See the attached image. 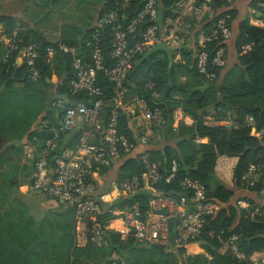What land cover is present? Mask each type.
<instances>
[{"label": "trees", "instance_id": "16d2710c", "mask_svg": "<svg viewBox=\"0 0 264 264\" xmlns=\"http://www.w3.org/2000/svg\"><path fill=\"white\" fill-rule=\"evenodd\" d=\"M113 1L106 0L100 16L108 10ZM175 1L156 0L160 21L175 16L173 13ZM145 2L146 0H131L121 21L134 17ZM205 2L207 0H197V4ZM208 3L214 12L212 19L207 18L201 23H196L193 19L185 20L189 23V30L183 33V44L180 49L182 62L174 59L169 78L168 58L165 53L157 52L146 59H143V55L136 57L125 84L127 89L125 103H128L132 96L142 99L149 109H160L164 117V124L156 130L157 144L146 152L150 161L156 162L160 168L161 179L153 185L155 191L177 202L183 193L187 198H191L192 193L181 187V181L190 178L203 186L207 199L219 205L215 215L205 218L200 236L187 245L169 250L162 245L139 244L131 237L122 239L118 233L107 232L109 241L107 248H97L93 245L77 248L74 246L71 234L72 224L63 222L64 219L56 221L52 215L46 216L39 222L34 221L32 217L24 216L23 219V211L12 208L13 204L21 203L20 200L1 192V187L6 185V181L0 178V264H103L106 261L107 264L112 262L116 264L121 262L123 264H259L261 262L256 260L254 255L264 254V221L252 216L251 210L264 211V204H257L247 196L233 201V190L215 178V165L221 156L237 158L233 169L234 187L249 193H260L262 189L260 182L264 179V141L250 135L251 128L247 125V117L253 119L257 130L264 129V27L250 25L247 17L238 22L237 30L234 32L233 21L237 18V11L232 7V3L227 0H214ZM260 3H264V0H252L250 6L261 14L264 22V8L258 7ZM225 16H229L227 22L234 32L233 42L237 61L227 70V67L219 71L213 70L216 73L213 84L218 85L217 90L197 91V88L207 82L195 69L193 49L198 46L200 35L209 34L216 20ZM15 23L10 17L0 16V24L8 30H11ZM18 24L24 27L22 23ZM148 24L150 23L146 21L139 27L136 39ZM94 33L95 29L92 27L78 36L51 43L41 34L25 28L20 34L21 46L33 43L43 51L46 47L65 43L81 47L88 55L85 44ZM99 33L107 67H111L114 63L110 56L111 32L109 28H105ZM188 42H193L192 49L187 47ZM245 45H248L250 50H243L242 47ZM206 47L212 54L218 47L217 42L208 43ZM3 55L4 51L0 46V58ZM58 60L63 66L65 75L52 87L54 90L50 97L48 91L44 92L43 89V86H52L48 82L51 77L50 70L41 62H39L41 76L36 83L29 81L24 67H17L14 57L0 62V81L9 79L15 73L18 75L17 80L20 78L23 94L36 96L37 93H42L43 96L44 93L46 105L54 96H66L70 101H83L89 104L92 97L84 94L77 96L69 94V83L73 79L69 58L58 56ZM98 86L103 91L102 99L110 100L113 96L112 85L101 72L98 73ZM45 107L46 115L41 117V121L36 123V128L28 135L29 144H42L51 137L54 130L58 129L61 112L53 109L48 111L47 106ZM177 108H180L184 115L192 118L193 125H181L176 132L171 124L173 112ZM102 115L104 122L107 123L110 118L108 107H103ZM207 117L209 120H206ZM230 118L235 121L236 127L229 130L225 125ZM130 124L131 117L124 110H119L117 129L119 133L131 139L134 137V132ZM78 135L79 132L74 135L71 144ZM196 138H207L208 142L199 144L195 142ZM172 160L176 161L179 169L174 178L166 181ZM250 164L258 168L259 183L252 188H245L241 178ZM118 168L116 183L132 177L140 178L145 171L144 164L137 158L126 159ZM108 171L109 169H102L101 174ZM28 176L29 174L27 178ZM28 183L30 186L31 182ZM153 197L152 193L142 191L133 197L118 199L101 213L100 221L103 225H108L118 218L113 211L135 204L144 214L148 210L149 200ZM44 199L51 200L47 197ZM241 200L249 202L251 209H238L236 204ZM70 214H73V210ZM217 235H220L222 241L231 235H236L238 249L244 254L245 259L238 260L232 255L216 238ZM113 256L119 260H114Z\"/></svg>", "mask_w": 264, "mask_h": 264}, {"label": "built area", "instance_id": "2783aa9c", "mask_svg": "<svg viewBox=\"0 0 264 264\" xmlns=\"http://www.w3.org/2000/svg\"><path fill=\"white\" fill-rule=\"evenodd\" d=\"M210 1L214 0L200 4H197V0H176L173 4L175 16L158 22L160 16L156 0H146L142 9L127 21L121 19L125 16L124 12L129 8L131 0H114L93 26L95 33L85 44L88 55L81 47L65 43L46 47L43 51L33 43L21 46L20 34L25 28L16 24L8 30L0 24V46L4 51L0 62L14 57L15 64L19 62L25 68L29 81L37 82L41 76L39 62L52 70L58 56H67L73 74L68 87L69 94L92 97L88 104L83 101H70L66 96H55L51 108L61 112L58 129L42 144H29L24 151V162L30 170L29 190L51 199L58 206L73 210L75 247L93 245L97 248H107V232H114L122 239L131 237L135 243L157 244L170 250L187 245L199 237L205 218L215 215L219 210L218 204L207 199L203 186L190 178H184L181 187L192 193L191 198H187L183 193L177 202L155 191L153 185L161 179L160 168L156 162L150 161L146 152L157 144L156 130L165 122L163 114L158 108L149 109L142 99L135 98L125 103L126 79L133 69L134 59L163 43L171 50L174 59L181 61L183 33L189 30V23L185 20L193 19L196 23H201L207 18L212 19L214 12L208 3ZM227 1L232 3L234 0ZM258 7L264 8V3L258 4ZM228 19L229 16L218 18L209 34L200 35L198 46L193 49L195 69L207 83L213 84L216 79L213 70L224 69L228 63L226 46L233 38ZM146 21L150 24L136 39L139 27ZM250 22L252 26L261 25L259 20ZM105 28H109L112 37L110 56L114 63L111 67H107L106 55L98 37L99 31ZM211 42H217L218 46L212 54L206 47ZM242 49L250 50V47L245 45ZM99 72L103 73L112 85L113 96L110 100L102 99L103 91L98 86ZM103 107L110 110L107 123L103 119ZM121 109L132 119L140 118L139 130L134 127L137 125L131 127L134 132L131 139L119 133L117 129V117ZM173 117H179L178 110L173 112ZM247 125L251 128L252 137L264 141V129L257 130L251 117H247ZM225 126L230 130L236 127V123L230 118ZM77 132L79 135L71 144ZM66 136H70L69 142L58 154ZM200 141L201 139H195L197 143ZM128 158H137L144 164L145 171L141 177L114 183L108 191H103L99 182L102 169L119 167ZM178 169L176 161L172 160L166 181L174 178ZM241 180L245 188L254 187L259 183L258 168L250 164ZM260 184V193L264 195V179ZM142 191L154 195L149 200L148 210L144 214L135 204L113 211L118 218L108 225L102 224L99 216L107 206L118 199L130 198ZM236 205L238 209H251L247 201H238ZM251 215L264 221V211L251 210ZM115 221H120V229L110 228V224ZM216 238L238 260L245 259L238 249L236 235H231L224 241L220 235ZM112 258L119 260L114 256ZM259 264H264V261Z\"/></svg>", "mask_w": 264, "mask_h": 264}, {"label": "crops", "instance_id": "0c3cea01", "mask_svg": "<svg viewBox=\"0 0 264 264\" xmlns=\"http://www.w3.org/2000/svg\"><path fill=\"white\" fill-rule=\"evenodd\" d=\"M252 0H234L232 7L237 11V18L233 21L234 32L237 30V24L243 18L259 20L264 27L261 14L251 5ZM83 2L87 4L84 5ZM103 0H0V16L14 19L16 24L22 23L23 26L35 33L41 34L46 41L54 43L67 37H75L87 29L92 28L100 17ZM260 8V7H259ZM261 9V8H260ZM158 22H163L159 21ZM233 32V38H234ZM231 39L227 45V69L234 66L237 61V52L234 46V39ZM194 42V41H193ZM193 42H188L187 47L193 48ZM182 62V61H179ZM56 63H60L58 57ZM61 64V63H60ZM17 67H22L16 62ZM56 71L55 74L60 78L65 75L63 69ZM15 73L9 79L0 81V178L5 179L6 185L1 187V192L10 197L17 198L21 203L13 204L12 208L23 211L22 218L32 217L34 221L39 222L46 216L67 218V223L72 224L73 237V219L74 215L70 208L58 206L54 201L44 199L38 193L29 190L30 170L24 162V151L29 145V133L36 128L34 126L23 125L20 116L18 99L23 90L20 78L17 80ZM54 77V75H53ZM52 76L48 80L51 83ZM57 80V82L59 81ZM55 98V96H54ZM135 98H129V102ZM178 118L172 116V129L178 131L181 125L192 126L191 117L184 115L180 108H177ZM206 120H209L207 117ZM134 126L139 130L140 118H131L130 127ZM167 137V136H166ZM199 144H206L207 138H200ZM34 141V139H33ZM237 163V158L221 156L217 159L215 165V178L226 187L233 190V201L239 197L247 196L253 199L257 204H264V195L261 193H249L246 190L236 189L233 185V169ZM119 168L114 167L107 173L99 177L100 186L103 191H108L116 183L115 177ZM29 174L28 178L27 175ZM27 178V179H26ZM29 180V181H28ZM30 200L38 201L35 206L31 205ZM37 218H36V217ZM71 218V219H70ZM41 219V220H40ZM120 221L110 224V228L120 229ZM254 258L264 261V254H255Z\"/></svg>", "mask_w": 264, "mask_h": 264}, {"label": "rangeland", "instance_id": "374dc122", "mask_svg": "<svg viewBox=\"0 0 264 264\" xmlns=\"http://www.w3.org/2000/svg\"><path fill=\"white\" fill-rule=\"evenodd\" d=\"M84 5H86V2H83ZM59 68L63 69V66L60 63H56V59L54 61V66L53 69L50 70V75L52 76L51 79V83L50 85L52 86H43L44 92L47 90L49 97L52 96L53 93V86L56 85L57 80H59L60 76L58 77L55 72L56 71H60ZM54 75V77H53ZM36 83V82H33ZM52 98V97H51ZM45 97H44V93L42 96V93H37L36 96L34 95H30V94H23L21 95V97H19L18 99V106H19V111H20V116L23 120V125H32L34 126L36 123L41 121V117L46 115L45 114V106L46 102H45ZM48 103V102H47ZM38 201L36 200H30V204L33 206H35V204H37ZM36 217V216H35ZM37 218V217H36ZM56 221L61 220L62 218H60L59 216L54 218ZM71 219V218H70ZM41 220V219H40ZM67 223V218L63 221Z\"/></svg>", "mask_w": 264, "mask_h": 264}, {"label": "water", "instance_id": "95a60500", "mask_svg": "<svg viewBox=\"0 0 264 264\" xmlns=\"http://www.w3.org/2000/svg\"><path fill=\"white\" fill-rule=\"evenodd\" d=\"M105 3H106V0H103V6H104ZM157 52L165 53L167 58H168L167 75H168V78H169L170 70H171V67H172V65L174 63V58H173V53L171 52V50L168 49L167 47H165V45L163 43H160V44L156 45L155 47H153L152 49H150L149 51L144 53L143 59H146L149 56H151L152 54L157 53ZM245 78L247 79V76H245ZM206 89L217 90L218 89V85L217 84H212V83H204L201 87L197 88L196 90L197 91H204ZM53 100H54V97H52L47 103V110L48 111H52L51 104H52ZM69 138H70V136H66L64 138L63 143L61 145V148L57 152L58 154H60L61 150L63 148H65L66 144L69 142ZM184 170H187V168H184ZM107 262L108 261H106L103 264H107Z\"/></svg>", "mask_w": 264, "mask_h": 264}]
</instances>
